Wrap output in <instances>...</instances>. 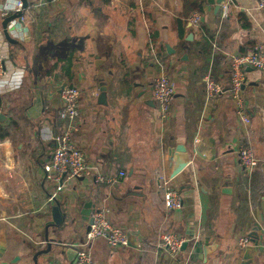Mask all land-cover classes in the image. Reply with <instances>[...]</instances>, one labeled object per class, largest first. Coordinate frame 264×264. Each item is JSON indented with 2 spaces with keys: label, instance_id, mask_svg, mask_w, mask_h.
<instances>
[{
  "label": "crops",
  "instance_id": "0c3cea01",
  "mask_svg": "<svg viewBox=\"0 0 264 264\" xmlns=\"http://www.w3.org/2000/svg\"><path fill=\"white\" fill-rule=\"evenodd\" d=\"M19 1L0 0V264H36V254L48 248L47 232L50 239L58 235L50 201L55 183L44 166L52 161L55 137L71 125L61 118L65 84L82 93L75 140L87 171L59 198L91 199L134 235V245L114 249L92 241L97 264H244L247 249L251 264H264V71H246L249 124L230 95L232 58L264 46L258 0H228L227 17L206 0H28L21 18L9 23L8 39L4 18L18 13ZM197 12L201 21L194 25ZM165 43L177 53L169 55ZM161 68L176 85L168 121L148 104ZM207 75L222 88L215 99L206 96ZM100 85L107 86L108 106L97 103ZM180 145L191 164L172 177ZM244 148L259 162L251 171L239 160ZM99 175L118 182L99 184ZM162 175L180 193L181 209L166 208ZM227 183L231 192L223 193ZM136 186L143 195L124 197ZM257 223L259 246L242 249L239 240ZM65 230V241L86 237L75 240L72 228ZM165 233L184 238L187 249L167 255ZM195 241L213 247L205 261L191 257ZM52 244L38 264H76L68 246Z\"/></svg>",
  "mask_w": 264,
  "mask_h": 264
},
{
  "label": "built area",
  "instance_id": "2783aa9c",
  "mask_svg": "<svg viewBox=\"0 0 264 264\" xmlns=\"http://www.w3.org/2000/svg\"><path fill=\"white\" fill-rule=\"evenodd\" d=\"M52 1L61 2L64 0ZM257 7L259 10H264V0H258ZM17 10L18 12L23 10V3L21 1L18 3ZM222 12L223 17H227L229 6L224 5ZM3 15L6 16L7 13L4 12ZM200 21V14L198 12L194 13L191 17V22L194 25H198ZM249 68L264 71V46L254 47L247 52L235 55L231 60L230 95L236 104L238 116L246 125L251 120L247 115L243 87L247 80L246 71ZM2 73L3 65L0 59V76ZM204 83L208 99H215L222 94L221 86L210 75L204 77ZM81 94V90L73 85L67 86L61 93L63 101L61 118L70 122L71 125L64 133L55 137L56 148L52 161L44 166L46 179L55 183V188L50 196L51 202H55L59 198L60 193L68 182L83 177L87 171L85 154L77 146L75 140V135L78 132L76 122L79 117ZM152 96L157 103L160 118L163 121H168L176 96V85L169 75L160 74L156 77L152 85ZM239 160L241 165L248 171L253 170L259 165L253 150L249 148L240 150ZM125 175L124 172L120 173V177H124ZM158 181L166 208L170 211L181 209L183 200L178 190L172 186L171 179L162 175ZM96 182L104 185H114L118 182V178L99 175L96 178ZM92 219L93 223L90 232L86 235L84 241L73 245L77 251L76 264H97L89 248L91 242L94 240L102 239L112 249L129 246V233L111 222L107 209L95 208ZM185 242L184 238L176 234L165 233L161 239V247L167 255L176 257L183 251ZM252 244L251 237L249 236L239 240V246L242 249H247Z\"/></svg>",
  "mask_w": 264,
  "mask_h": 264
},
{
  "label": "water",
  "instance_id": "95a60500",
  "mask_svg": "<svg viewBox=\"0 0 264 264\" xmlns=\"http://www.w3.org/2000/svg\"><path fill=\"white\" fill-rule=\"evenodd\" d=\"M207 3L212 6L214 9L215 14H218L224 5L228 3V0H206ZM23 3V9H26L28 7V0H21ZM22 16V12H18L15 15L8 16L4 18L3 22V28L5 31V35L8 39L9 37V32H8V25L10 22L20 19ZM193 35L191 34L189 36L190 39H192ZM165 48L169 55H173L177 53L176 49H173L169 43H165ZM183 58H187V55H185ZM67 87V84H65L62 87V91ZM107 86L105 85H100V92L98 95V104L103 105V106H108V92H107ZM148 104L153 106V107H158L157 103L155 100L148 101ZM4 119L3 115H0V121ZM173 157H174V168H173V173L172 177L177 176L178 174L182 173L185 169L188 168V166L191 164V156L188 153L187 149L183 146L180 145L173 151ZM227 186H224L222 189L223 193H230L232 186L227 183ZM141 187L136 186L133 188L132 191H128L127 194L124 197L131 196V195H143L141 192ZM96 204L93 203L91 199L87 198H80V199H75V200H62L58 198L53 207H52V217H53V225H55L58 229V235L54 237L53 239L49 237L48 232L46 234V242L48 243V248L47 250L40 251L39 253L36 254L35 256V263L38 264L37 259L40 255L42 254H48L51 251L52 248V243H54L57 246L64 247L68 246L69 249L66 251L67 256L69 259H72L73 257H77V251L73 245H75L73 240L71 241H65L63 239V234L66 232V228H72L75 237V240H80L84 234H88L91 229V225L93 223L92 219V214L94 209L96 208ZM65 227V228H62ZM81 229V230H80ZM263 232V227L260 224H256L254 227V230L252 233H250V237L252 240L253 245L255 244L256 247L259 246L260 238L258 237V233ZM129 245H134V235L129 233ZM189 243L185 242L183 245V250H186L188 247ZM212 246H204L202 242L200 241H195L193 243L192 251H191V257L193 259L196 258V256H199V259L202 261H205V258L208 256L209 251L212 250ZM253 252L252 249H247L244 255V259L248 261V263L244 264H251L253 263ZM16 261H13L10 264H15ZM2 264H9V263H2Z\"/></svg>",
  "mask_w": 264,
  "mask_h": 264
},
{
  "label": "rangeland",
  "instance_id": "374dc122",
  "mask_svg": "<svg viewBox=\"0 0 264 264\" xmlns=\"http://www.w3.org/2000/svg\"><path fill=\"white\" fill-rule=\"evenodd\" d=\"M54 3H59V2H55V1H53ZM168 68H161V70L158 72V75H160V74H167V75H169V72H168V70H167ZM170 76V75H169Z\"/></svg>",
  "mask_w": 264,
  "mask_h": 264
},
{
  "label": "trees",
  "instance_id": "16d2710c",
  "mask_svg": "<svg viewBox=\"0 0 264 264\" xmlns=\"http://www.w3.org/2000/svg\"><path fill=\"white\" fill-rule=\"evenodd\" d=\"M198 11H199V12H202V7L199 6V7H198ZM0 107H1V102H0Z\"/></svg>",
  "mask_w": 264,
  "mask_h": 264
}]
</instances>
